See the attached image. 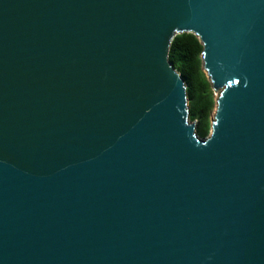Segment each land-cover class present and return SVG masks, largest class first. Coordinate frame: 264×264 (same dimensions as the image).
I'll return each mask as SVG.
<instances>
[{"label":"water","instance_id":"95a60500","mask_svg":"<svg viewBox=\"0 0 264 264\" xmlns=\"http://www.w3.org/2000/svg\"><path fill=\"white\" fill-rule=\"evenodd\" d=\"M0 264H264V0H0Z\"/></svg>","mask_w":264,"mask_h":264},{"label":"trees","instance_id":"16d2710c","mask_svg":"<svg viewBox=\"0 0 264 264\" xmlns=\"http://www.w3.org/2000/svg\"><path fill=\"white\" fill-rule=\"evenodd\" d=\"M203 46L193 34L177 36L172 42L169 61L185 80L190 121L197 123V133L206 138L212 128L216 100L211 83L202 69Z\"/></svg>","mask_w":264,"mask_h":264},{"label":"rangeland","instance_id":"374dc122","mask_svg":"<svg viewBox=\"0 0 264 264\" xmlns=\"http://www.w3.org/2000/svg\"><path fill=\"white\" fill-rule=\"evenodd\" d=\"M202 69H203L204 75H205L206 78L208 79V77H207V73H206V71L204 70L203 66H202ZM214 97H215V100L217 101L218 93L215 92V91H214ZM215 110H216V109H214V111H213V113H212L211 121H213V119H214Z\"/></svg>","mask_w":264,"mask_h":264}]
</instances>
